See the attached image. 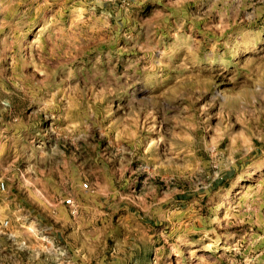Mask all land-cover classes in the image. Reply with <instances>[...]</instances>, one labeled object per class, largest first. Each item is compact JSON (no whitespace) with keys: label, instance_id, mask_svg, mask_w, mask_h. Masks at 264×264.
<instances>
[{"label":"rangeland","instance_id":"rangeland-1","mask_svg":"<svg viewBox=\"0 0 264 264\" xmlns=\"http://www.w3.org/2000/svg\"><path fill=\"white\" fill-rule=\"evenodd\" d=\"M0 182V264H264V0H0Z\"/></svg>","mask_w":264,"mask_h":264},{"label":"built area","instance_id":"built-area-1","mask_svg":"<svg viewBox=\"0 0 264 264\" xmlns=\"http://www.w3.org/2000/svg\"><path fill=\"white\" fill-rule=\"evenodd\" d=\"M0 189H4V183L3 182H0ZM66 204L75 211V206H74V203L72 202V200L67 199ZM4 225H7V222H4Z\"/></svg>","mask_w":264,"mask_h":264}]
</instances>
